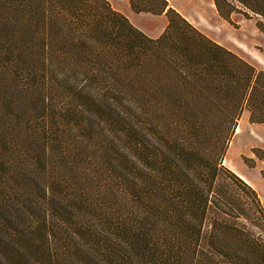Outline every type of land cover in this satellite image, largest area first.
I'll use <instances>...</instances> for the list:
<instances>
[{"label":"trees","instance_id":"1","mask_svg":"<svg viewBox=\"0 0 264 264\" xmlns=\"http://www.w3.org/2000/svg\"><path fill=\"white\" fill-rule=\"evenodd\" d=\"M264 32V0H212ZM0 0V264H264V208L224 164L264 69L167 0ZM264 160V148H253Z\"/></svg>","mask_w":264,"mask_h":264},{"label":"rangeland","instance_id":"2","mask_svg":"<svg viewBox=\"0 0 264 264\" xmlns=\"http://www.w3.org/2000/svg\"><path fill=\"white\" fill-rule=\"evenodd\" d=\"M183 7L185 8V5ZM189 18L214 39L256 67L264 69V32L256 26L254 18L237 11L231 12L230 20L218 17L217 22L206 21L198 14ZM237 127L235 129L238 131H234L223 160L224 164L235 172L240 171L238 163L241 165L253 163L251 158L256 154L249 150L250 145L264 147V123L250 122L248 110L241 113ZM241 165L239 167H242Z\"/></svg>","mask_w":264,"mask_h":264},{"label":"crops","instance_id":"3","mask_svg":"<svg viewBox=\"0 0 264 264\" xmlns=\"http://www.w3.org/2000/svg\"><path fill=\"white\" fill-rule=\"evenodd\" d=\"M108 1L115 9L119 10L124 15H126L128 19L135 26L140 28L149 36L159 35L167 24V16L165 14V11L159 13H153L146 10L136 11L132 8L130 4V0H108ZM167 1L169 5L173 6L178 11H180L189 21H191L199 29L201 28L198 25H196L192 20H190L189 16L196 17V14H198L199 16L203 17L206 21H210V22H217L218 17L224 18L222 15H220L219 11L217 10L212 0H167ZM182 5L183 6L185 5V8ZM201 30L205 32L203 29ZM210 37L213 38L212 36ZM256 123H264V122H256ZM237 131L235 130V132ZM255 147H261V146L252 144L248 148L252 152L253 148ZM253 157L254 158H251L253 159L252 164L246 163L244 165H241V163H238V170L240 171L236 173H238L246 182H248L252 187L255 188V190L259 195L262 206L264 208V160L262 158L257 157L256 155ZM240 165L243 168L239 167Z\"/></svg>","mask_w":264,"mask_h":264}]
</instances>
